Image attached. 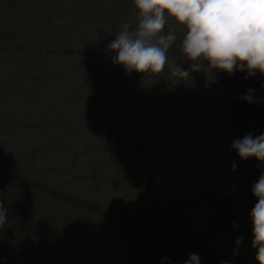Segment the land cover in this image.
<instances>
[{
	"label": "trees",
	"instance_id": "obj_1",
	"mask_svg": "<svg viewBox=\"0 0 264 264\" xmlns=\"http://www.w3.org/2000/svg\"><path fill=\"white\" fill-rule=\"evenodd\" d=\"M137 14L134 0H0V201L8 210L0 264H183L192 253L200 264H257L251 247L254 179L248 186L207 185L190 193L178 189L182 182L165 197L137 200V208L118 195L138 178H188L204 162L213 168L209 175L219 154L232 149V135L256 136L251 128L264 111V75L258 71L247 79L246 71L213 70L211 76L202 66L180 80L166 65L160 73L127 74L112 62L115 53L107 45ZM168 26L176 27L177 40L167 56L187 70L186 29L173 18ZM249 88L257 103L241 98ZM39 105L47 110L46 140L30 152L7 130L16 122L14 110ZM74 109L92 121L83 122L80 132L114 123L96 137L76 138L97 146L93 154L77 152L87 154L76 157L78 165L77 159L46 154L56 152L59 134H74L68 130ZM132 132L141 154L126 139L114 142ZM203 134L215 148L198 155ZM102 149L113 162L106 172ZM63 153L77 154L71 146ZM185 214L192 216L175 222Z\"/></svg>",
	"mask_w": 264,
	"mask_h": 264
},
{
	"label": "clouds",
	"instance_id": "obj_2",
	"mask_svg": "<svg viewBox=\"0 0 264 264\" xmlns=\"http://www.w3.org/2000/svg\"><path fill=\"white\" fill-rule=\"evenodd\" d=\"M134 5L138 11L134 23L122 24L107 45L115 53L112 62L123 66L127 74L160 73L167 65L171 76L180 80L202 71V66L206 70L203 72L211 76L213 70L229 75L246 71L245 79L257 71L264 75V0H134ZM169 18L186 29L182 50L186 60L191 61L187 70L167 56L177 40L176 27L166 28ZM254 92L249 88L241 98L257 103ZM231 147L241 160L254 157L264 163V132L255 137L249 132L242 139H234ZM235 168L233 163L232 169ZM251 192L257 198L250 213L251 247L256 250L257 264H264V171ZM7 213L0 201V228L7 223ZM242 241L243 237L238 238L236 246ZM183 264H200V258L192 253Z\"/></svg>",
	"mask_w": 264,
	"mask_h": 264
},
{
	"label": "rangeland",
	"instance_id": "obj_3",
	"mask_svg": "<svg viewBox=\"0 0 264 264\" xmlns=\"http://www.w3.org/2000/svg\"><path fill=\"white\" fill-rule=\"evenodd\" d=\"M27 107V108H25ZM25 107H18L16 110H14V116L16 119V122L10 123L9 120L4 116V119L8 121L12 126L8 128L7 131L10 132L11 138L19 142L20 146L25 145L27 143V151L30 152H38L41 149L42 144L44 143V140H46V136L44 131L47 125V110L46 107L43 105H39L35 108L29 109L30 106ZM258 125L254 126V130L251 128V130L257 135L264 132V111L260 113ZM92 123L91 118L83 115V111L79 109H74L71 121L69 122V128L68 130L70 133H74L73 135H69L67 132H63L62 134H59L56 140V152H49L46 151V154L49 156H53L56 160L62 155L64 158H72L69 162H72L73 159H77L74 163L76 165L79 164L80 160L79 157L81 155H87V154H80L77 152H84V151H90L91 154H93L96 150L95 142L92 140H76L79 136H85L88 138L96 137V135L104 132L105 128L107 131H110L111 127L114 123L112 122H102L103 124L98 125L93 130H87V131H79V126L83 123ZM48 133L52 132L53 135L56 134V131H53L52 129L47 130ZM100 132V133H99ZM249 133V132H248ZM97 135V136H98ZM243 135V132L241 133ZM76 136V137H75ZM244 136V135H243ZM233 139H236V135H232ZM125 139L130 141L132 143V147L134 148V154H141L139 152V145L136 142V135L134 132L130 134H121L119 135L114 142H119L122 140V142H125ZM7 144V142H6ZM72 147L73 151H76L77 154H68L63 153V147L69 148ZM93 146V147H92ZM8 145L5 147L4 152L7 151ZM23 147V146H22ZM106 147V146H105ZM211 148H215L214 144L212 142V138L208 134H203L199 141L196 143V152L198 155L205 154L207 151ZM60 151H62V154H60ZM104 150L102 149L100 152L102 153ZM105 152V157L108 158L106 161V165L108 166L104 172L107 170H111L113 166L112 160H110L109 155L110 154L107 151ZM207 155V154H206ZM47 156V155H46ZM91 156V155H90ZM219 159L214 160V171H211L206 173L209 168L212 170L213 168L208 162L203 163V167H200L201 164L198 165V169L195 170L198 172V175L195 174L193 170H189L186 175H190L187 177L184 176V178H181L180 176L172 177L170 175L164 174L157 178V180H151V178H138L137 182L135 184L131 185L130 189H125L121 191L118 195L125 197L127 201H134L133 204L135 208H137L136 201L143 203H148L152 198L154 197H165L167 194H172V191L174 190H182L187 189L189 190L188 193L191 191L196 190H202L203 187L207 185L211 186H217L218 188H222L226 185H228L227 188L233 185H245L248 186V184H251V180L254 179L255 182L257 181L260 173L264 171V163L258 162L254 157H250L246 160H241L238 156L237 152L233 149L227 151L225 154H219ZM169 162V160H167ZM233 163L236 164L235 170L232 169ZM69 164V163H68ZM206 168V170H205ZM70 170L71 168H67ZM216 170L219 173H213L216 172ZM238 172V175H235ZM120 174V173H119ZM119 174H116L119 177ZM206 174V175H205ZM212 174V175H211ZM203 176V177H202ZM238 176L240 179L233 184L234 177ZM196 178V181L193 180ZM191 179V180H190ZM194 182V184L191 182ZM183 182V184H182ZM254 182V183H255ZM182 184V188L174 189L176 187H179ZM185 185V186H184ZM253 185V184H252ZM251 185V186H252ZM203 186V187H202ZM235 187V186H234ZM233 187V189H234ZM232 188V187H231ZM132 201V202H133ZM144 207V208H143ZM146 206H139L140 210H144ZM152 214V213H151ZM150 214V215H151ZM140 215V213H138ZM141 216V215H140ZM192 216V214H185L179 216L175 222H178L180 220H187ZM142 217V216H141Z\"/></svg>",
	"mask_w": 264,
	"mask_h": 264
},
{
	"label": "water",
	"instance_id": "obj_4",
	"mask_svg": "<svg viewBox=\"0 0 264 264\" xmlns=\"http://www.w3.org/2000/svg\"><path fill=\"white\" fill-rule=\"evenodd\" d=\"M224 232L228 235L230 233V230H225Z\"/></svg>",
	"mask_w": 264,
	"mask_h": 264
}]
</instances>
